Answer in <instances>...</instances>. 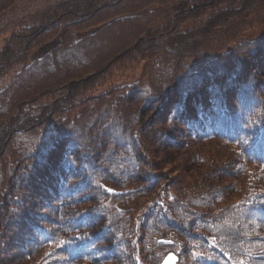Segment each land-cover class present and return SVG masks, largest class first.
Returning a JSON list of instances; mask_svg holds the SVG:
<instances>
[{
  "label": "trees",
  "instance_id": "16d2710c",
  "mask_svg": "<svg viewBox=\"0 0 264 264\" xmlns=\"http://www.w3.org/2000/svg\"><path fill=\"white\" fill-rule=\"evenodd\" d=\"M169 249L264 264V0H0V264Z\"/></svg>",
  "mask_w": 264,
  "mask_h": 264
},
{
  "label": "rangeland",
  "instance_id": "374dc122",
  "mask_svg": "<svg viewBox=\"0 0 264 264\" xmlns=\"http://www.w3.org/2000/svg\"><path fill=\"white\" fill-rule=\"evenodd\" d=\"M173 20L177 23V13L174 15ZM190 23H191V21L188 22L189 25H190ZM143 38H146V37L144 36ZM153 66H154V63L151 59H145L143 55L139 56L135 60H133L127 67H122V68L116 70V72L112 75V77L109 78L106 82H104V86H113V85H116L118 82H121L123 80L131 81L135 77H139L144 73L150 72V70L152 69ZM122 70H124V72H126V73L125 74L122 73ZM80 82H82V81H78V83H80ZM195 148H197V146H195ZM174 161L178 162L179 159L178 158L173 159V162ZM166 170H167V168H166ZM168 171H172V174L176 173L175 170H173V169H170ZM31 207L34 208V205Z\"/></svg>",
  "mask_w": 264,
  "mask_h": 264
},
{
  "label": "water",
  "instance_id": "95a60500",
  "mask_svg": "<svg viewBox=\"0 0 264 264\" xmlns=\"http://www.w3.org/2000/svg\"><path fill=\"white\" fill-rule=\"evenodd\" d=\"M170 256H172L174 258V262H175V264H177V260L179 257L174 252H170L167 254V256L165 257V259L163 261V264H165L166 261H167V264H173V260L169 259Z\"/></svg>",
  "mask_w": 264,
  "mask_h": 264
},
{
  "label": "snow or ice",
  "instance_id": "6c2138e0",
  "mask_svg": "<svg viewBox=\"0 0 264 264\" xmlns=\"http://www.w3.org/2000/svg\"><path fill=\"white\" fill-rule=\"evenodd\" d=\"M170 260H173V264H175L174 262V258L172 256L169 257ZM165 264H167V261L165 262Z\"/></svg>",
  "mask_w": 264,
  "mask_h": 264
}]
</instances>
